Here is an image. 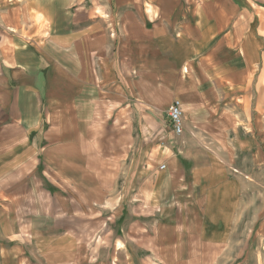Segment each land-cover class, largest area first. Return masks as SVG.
I'll list each match as a JSON object with an SVG mask.
<instances>
[{"label": "crops", "instance_id": "obj_1", "mask_svg": "<svg viewBox=\"0 0 264 264\" xmlns=\"http://www.w3.org/2000/svg\"><path fill=\"white\" fill-rule=\"evenodd\" d=\"M132 1L141 19L134 27L133 21L124 19L126 28L116 29L112 37L106 28L92 26V13H85L84 21H80L77 12L65 10L67 26L54 28L58 35L52 37L57 46L46 49L49 43L45 45L46 52H59L60 59H50L43 52L46 71L39 59L28 53L31 48L24 42H14L18 49L15 54L5 49L2 63L9 70L5 69L2 76L0 69V207L5 211L22 210L24 205L14 204H27L28 189L24 193L19 188L15 199L12 179L17 176L20 187H27V169L35 162L40 146L50 148L46 154L61 164L63 175L67 176L65 171H82L84 178H94L93 172L98 177L93 168L102 160L96 148L107 150L110 139L108 134L102 136L103 118L111 113L122 120L126 94H132L134 116H139L145 131L154 128L159 122L151 110L155 107L151 99L160 91L167 106L173 98L181 101L184 131L175 136L179 140L171 142L167 138L157 145L163 147L158 158L167 164V172L156 170L152 156L138 161L132 180L131 190L136 191L133 199L136 196L151 204L169 196L175 202V196H184L181 200L187 214L174 227L182 229L178 246L184 243L188 253L178 258L211 257V245L220 241V217L223 210L237 203L243 173L238 170L239 174L225 175L223 165L215 160H200L191 155L189 148L199 147L200 151L219 146L227 148L230 156H244L264 164V42L257 38L255 30L264 34V11L249 15L242 12L240 16L234 0H174L173 4L181 5L182 17L170 20L169 15H163L167 19L157 22L150 14L157 8L161 16L166 14L165 1L138 0L143 1L140 6ZM145 1L151 11L143 5ZM61 3L69 2L37 0L26 9L33 15L39 10L46 13L54 4L60 10ZM179 6L172 5V11ZM188 8L193 14L190 20L184 18ZM122 13L118 8L117 15ZM256 14L259 26L251 21ZM141 100L148 105L143 103L142 108ZM44 122L43 138L29 139L24 133L38 130ZM22 147L30 150L18 149ZM82 158L86 165L79 167ZM14 163L18 165L14 167ZM23 164L26 168L14 175V170H20ZM248 174L244 173V179ZM88 193L85 194L93 197L92 192ZM109 197H105L107 207L113 204ZM124 197V193L118 195L117 206H124ZM148 236L157 247L167 246L177 237L170 239L162 233L160 238L158 233ZM156 255L159 257V250Z\"/></svg>", "mask_w": 264, "mask_h": 264}, {"label": "rangeland", "instance_id": "obj_2", "mask_svg": "<svg viewBox=\"0 0 264 264\" xmlns=\"http://www.w3.org/2000/svg\"><path fill=\"white\" fill-rule=\"evenodd\" d=\"M36 1L0 0L2 76L8 68L2 63L5 49L9 48L8 53L18 50L14 47V42L22 41L30 46L31 51L28 53L39 59L43 71L48 69V64L42 60L43 52L50 59H60L59 52L55 53L56 50L46 52V49L57 46L52 43V37L58 35L55 29L60 30L67 26V21L64 19L65 10L71 13L77 12L80 21H84L85 13H92L94 16L92 26L106 28L110 36L117 34L116 29L126 28L124 19L129 20L130 23L133 21L131 27L141 19L137 8H133L132 0H68V4L61 3L60 10L54 4V7L49 8L46 13L39 10L40 12L33 15L32 10L28 11L26 8L27 6L30 8L29 5ZM163 1L166 2L164 8H167V13L161 16L157 8L150 14L151 18L154 17L158 22L167 19L162 18L163 15H169L170 20H178L182 17L179 3L173 4L174 0ZM141 2L136 0L137 6H140ZM234 2L239 8L240 16L243 13L249 15L256 11H264V0H234ZM144 3L145 8L151 11L148 3L146 1ZM172 5L180 6L172 11ZM118 8L123 12L122 15H117ZM191 11L188 8L184 18L192 19ZM240 16L239 18L242 19ZM254 17V20L253 18L251 20L252 24L259 26L258 15ZM255 30L258 33L257 38L263 39L264 42V34L258 28ZM159 94L164 93L159 91L154 100L151 99L154 103L151 105H155L151 110L156 112L154 117L158 118L160 124L154 128L149 127L145 131L139 116H134L131 109L132 94H126L125 114L120 116L122 120H119L117 114L111 113L107 118H103L102 136L108 134V138L112 140H108L107 150L96 148L102 160L93 168V171L98 173V177L93 172L94 178H84L82 171H71V173L65 171L68 177L63 175L61 164L55 163L54 157L46 154L47 149L50 148L40 146L42 149L38 150L35 162L31 160L33 164L27 169L30 173L29 178L26 179L27 187H20L21 183L17 176L12 179L15 199L19 188H22L24 193L28 189L27 204H14V207L24 205L22 210L5 211L0 207V264H264V164L259 160H249L244 156L235 158L230 156L227 148L219 146L200 151L199 147L189 148L192 150L191 155L198 159H210L212 163L215 160L218 165H223L221 168L226 169L225 175L231 177L239 174L238 170L242 171L243 176L245 172L249 173L248 179L242 176L243 180L238 185L241 189L236 196L237 203L232 204L230 210H223L219 226L220 241L211 245L214 256H207L208 258H178L180 254L188 253V249H184V243L178 246L179 239L183 236L182 229L174 227L180 225L181 220L186 217L184 213L187 214V210L183 209L184 196L178 194V197L175 196V202H172L174 199L169 196L167 200H158V203L151 202V204L143 202L136 196L133 199L136 191L131 190L132 180L138 161H147L149 156H152L155 158L153 166L156 170L160 171L162 169L160 165L163 164L165 168L160 172H167V164L158 158L164 152L163 147L157 145L160 140L167 138L171 142L179 140L175 137L177 135L171 133L167 115L170 104L167 106L168 102ZM141 101V106L144 108L143 103L146 102ZM45 126L44 122L38 130L24 133L29 139L38 140L43 138ZM115 126L118 127L114 128ZM111 143L113 145H110ZM44 145H46L45 141ZM18 149L30 150L23 147ZM175 153L179 158L178 152ZM235 159H238V163L234 164ZM82 161L83 163L77 166L86 165L84 158ZM179 162L178 159L177 167L181 166ZM212 163L208 164L213 166ZM29 164L27 163L28 166ZM232 164L241 169L235 168ZM17 165L14 163V167ZM23 166L24 164L19 166L20 170L15 169L14 175H19L21 170L26 168ZM32 169L33 173H31ZM59 174L60 177H57ZM86 192H92L93 197L89 196V193L86 195ZM122 193L125 194L123 207L121 204L117 206L116 203L118 195L121 196ZM107 194L112 199L110 202L113 201L108 207L105 198ZM123 216H126L124 220H122ZM160 232L170 236V239L177 237H174L167 246L165 244L160 247L153 246L148 234L158 233L160 238ZM176 239L178 241L174 242ZM155 250H159V257ZM180 250L183 252H179Z\"/></svg>", "mask_w": 264, "mask_h": 264}, {"label": "built area", "instance_id": "obj_3", "mask_svg": "<svg viewBox=\"0 0 264 264\" xmlns=\"http://www.w3.org/2000/svg\"><path fill=\"white\" fill-rule=\"evenodd\" d=\"M167 115L170 121L172 133L180 136L183 132V115L181 101L177 98L171 101L167 108ZM160 168H164V165H160Z\"/></svg>", "mask_w": 264, "mask_h": 264}]
</instances>
